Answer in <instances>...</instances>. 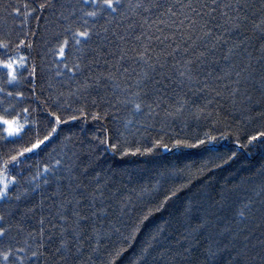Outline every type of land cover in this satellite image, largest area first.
<instances>
[{
  "label": "snow or ice",
  "instance_id": "1",
  "mask_svg": "<svg viewBox=\"0 0 264 264\" xmlns=\"http://www.w3.org/2000/svg\"><path fill=\"white\" fill-rule=\"evenodd\" d=\"M0 13V264H112L113 237L131 243L157 213L137 264H264V162L193 190L237 157L219 152L226 137L264 161V0H0ZM77 120L102 127L60 135ZM182 148L198 166L144 178L109 163Z\"/></svg>",
  "mask_w": 264,
  "mask_h": 264
},
{
  "label": "trees",
  "instance_id": "2",
  "mask_svg": "<svg viewBox=\"0 0 264 264\" xmlns=\"http://www.w3.org/2000/svg\"><path fill=\"white\" fill-rule=\"evenodd\" d=\"M10 22L11 21L9 20V23ZM0 27H2V25H0ZM37 63H39V61H37ZM21 107H23V105H21ZM82 124H84L86 129L85 136L90 135L91 132L102 127L101 124L93 123L91 120L87 123L82 120L69 121L67 124L60 126V135H66L69 132H79ZM223 130V128L219 129V131ZM189 131L191 130L189 129ZM212 134L217 135L218 133L213 132ZM57 140H59V137H57ZM143 146H150V144ZM48 147H52V145L50 144ZM218 147L221 154L231 155V152L236 150L238 155L233 158V160L228 161L218 168L211 169V165H209V174L203 177L198 175L195 177L193 181V190L196 187H199V184H202L206 180H212L216 184H234L242 177L248 176L251 171L257 170L260 164L264 162L258 152L246 153L235 149L233 140L229 137L219 141ZM45 151H47V149H45ZM41 155H43V153H41ZM202 158L203 154L199 148H182L179 150H171L169 152H165L161 149L155 155H150L148 157L133 155L120 156L119 154L111 156L110 154L109 163L115 169H128L131 172L141 174L144 178H146L149 175L147 170L152 168L153 165L176 163L177 166H179L180 164L195 162L198 166ZM31 159L35 160L38 159V157L32 156ZM216 163H219V161H216ZM196 180H199V183H196ZM183 182V180L175 181V183ZM161 192L163 193V189H161ZM159 215L160 214L157 213L145 221L142 230L133 238L131 243L125 244L122 243L118 237H113L110 247H123L124 251L112 261V264H137V254L141 246V242L144 240L145 234L148 232L149 228L158 221Z\"/></svg>",
  "mask_w": 264,
  "mask_h": 264
}]
</instances>
